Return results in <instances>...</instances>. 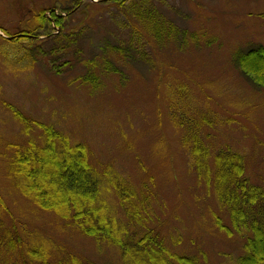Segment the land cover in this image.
<instances>
[{"label":"rangeland","instance_id":"rangeland-1","mask_svg":"<svg viewBox=\"0 0 264 264\" xmlns=\"http://www.w3.org/2000/svg\"><path fill=\"white\" fill-rule=\"evenodd\" d=\"M119 3L0 0V27L10 31L44 10L47 16L73 11L63 31L53 26L50 36L39 38L46 43L32 51L27 69L9 71L0 56V175L4 142L23 140L20 126L1 107L6 100L73 141H85L96 160L127 180H147L156 192L157 229L167 244L172 237L178 241L175 254L203 253L209 264H237L247 236L228 238L216 228L215 217L230 226L228 214L213 191L198 184L169 111L181 89L192 108L215 113L224 124L202 133L211 151L225 145L239 151L251 181L264 185V86L236 61L239 53L264 48V0ZM65 34L69 42L59 44L55 38ZM5 200L14 211L19 207ZM24 212L31 217L21 223L52 245L99 264H120L115 250L58 228L52 214L30 202Z\"/></svg>","mask_w":264,"mask_h":264},{"label":"trees","instance_id":"trees-1","mask_svg":"<svg viewBox=\"0 0 264 264\" xmlns=\"http://www.w3.org/2000/svg\"><path fill=\"white\" fill-rule=\"evenodd\" d=\"M120 1L100 0L103 4ZM72 14L52 12L47 16L44 10L35 13L20 30L0 27L7 36L0 35V56L7 69L16 72L30 67L32 51L46 43L39 38L50 36L53 26L63 31ZM55 40L59 44L69 42L66 34ZM236 61L254 83L264 86L263 47L239 53ZM177 91L169 117L181 132V146L190 155L198 184L213 191L220 208L228 214L230 226L215 217L216 228L228 238L247 236L245 253L237 264H264V185L251 181L246 157L239 151L228 145L211 151L202 133L206 127L212 129L224 121L213 112H198L190 106L186 91ZM1 107L20 126L23 140L4 142L1 156L0 264H99L62 245H52L39 232L26 228L21 223L28 215L24 212L26 201L38 212L52 214L58 228L115 250L120 264H209L203 253L198 256L201 260L175 254L179 243L173 237L172 244H167L155 222V188L147 180L141 184L127 180L111 165L96 160L85 141H73L53 124L24 113L6 100L1 101ZM5 196L18 202L16 211L8 206Z\"/></svg>","mask_w":264,"mask_h":264}]
</instances>
